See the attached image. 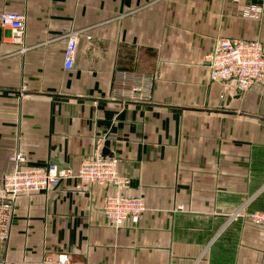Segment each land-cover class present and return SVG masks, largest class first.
Instances as JSON below:
<instances>
[{
    "label": "crops",
    "instance_id": "obj_1",
    "mask_svg": "<svg viewBox=\"0 0 264 264\" xmlns=\"http://www.w3.org/2000/svg\"><path fill=\"white\" fill-rule=\"evenodd\" d=\"M248 1L0 0L25 14L19 42L0 23V183L15 150L22 167L97 153L118 158L120 192L147 205L114 227L113 186L19 194L4 264H264V227L245 215L264 211V80L224 87L205 58L218 36L264 42V0L259 18L241 15Z\"/></svg>",
    "mask_w": 264,
    "mask_h": 264
},
{
    "label": "built area",
    "instance_id": "obj_2",
    "mask_svg": "<svg viewBox=\"0 0 264 264\" xmlns=\"http://www.w3.org/2000/svg\"><path fill=\"white\" fill-rule=\"evenodd\" d=\"M259 1L249 0L245 3L241 15L259 18L263 10ZM0 23L11 31L15 41L21 40L25 27V14L22 11H2ZM77 43V31H69L66 34L63 58V67L66 69L74 65ZM205 58L210 79L223 83L224 87L233 86L242 91L254 82L264 80V42L259 39L218 36ZM125 96L135 100L148 99V95L138 88L126 91ZM10 157L14 168L2 175L0 183V240H6L9 236L15 201L19 194L55 187L63 179H75L77 187L81 188L92 184L115 187L116 192L107 195L102 203V211L114 227L123 225L126 220L136 222L147 208L143 198L120 192L127 185L128 178L119 172L118 158L114 156L93 153L83 156L76 167L53 162L43 167H22L26 161L23 150H15ZM240 214L241 207H238L231 216ZM245 215L251 222L264 226V211H251ZM0 264H4L1 258Z\"/></svg>",
    "mask_w": 264,
    "mask_h": 264
},
{
    "label": "rangeland",
    "instance_id": "obj_3",
    "mask_svg": "<svg viewBox=\"0 0 264 264\" xmlns=\"http://www.w3.org/2000/svg\"><path fill=\"white\" fill-rule=\"evenodd\" d=\"M258 211H259V210H258ZM261 226H263V225H261ZM263 227H264V226H263ZM263 243H264V239H263L262 245H261V247H260V252H262V253L264 254Z\"/></svg>",
    "mask_w": 264,
    "mask_h": 264
},
{
    "label": "water",
    "instance_id": "obj_4",
    "mask_svg": "<svg viewBox=\"0 0 264 264\" xmlns=\"http://www.w3.org/2000/svg\"><path fill=\"white\" fill-rule=\"evenodd\" d=\"M246 114V113H245ZM246 115H248V116H255V115H250V114H246ZM256 117V116H255ZM258 117V116H257ZM258 118H260V119H264V117H258Z\"/></svg>",
    "mask_w": 264,
    "mask_h": 264
}]
</instances>
